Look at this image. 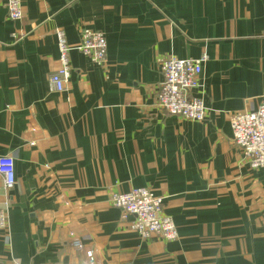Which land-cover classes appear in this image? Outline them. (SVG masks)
I'll list each match as a JSON object with an SVG mask.
<instances>
[{
    "label": "crops",
    "instance_id": "obj_1",
    "mask_svg": "<svg viewBox=\"0 0 264 264\" xmlns=\"http://www.w3.org/2000/svg\"><path fill=\"white\" fill-rule=\"evenodd\" d=\"M0 0V157L16 185L0 264H264V171L233 144L230 118L254 110L264 89V0H22L12 22ZM68 45L66 91L57 30ZM105 34L108 60L77 50L80 30ZM17 34L18 38H14ZM206 53L203 123L155 107L158 59ZM147 188L166 198L179 237L142 239L112 192Z\"/></svg>",
    "mask_w": 264,
    "mask_h": 264
},
{
    "label": "built area",
    "instance_id": "obj_2",
    "mask_svg": "<svg viewBox=\"0 0 264 264\" xmlns=\"http://www.w3.org/2000/svg\"><path fill=\"white\" fill-rule=\"evenodd\" d=\"M8 17L12 22H21L24 18L22 0H6ZM13 37L18 38L17 34ZM60 51V67L50 76L52 90L56 93L66 91L71 67L68 45L62 30H57ZM77 50L97 67H104L108 60V44L104 33L90 29L80 30V43ZM209 59L206 53L198 59H179L164 56L158 59L163 74V82L154 97L155 107L166 114L179 116L186 120L203 123L208 110L202 96H193L201 86L203 65ZM230 125L234 146L240 152L245 163L253 170L264 171V89L258 107L251 111L231 116ZM0 176L6 192L16 185V164L13 157H0ZM166 198L156 196L147 188L133 189L127 193L112 192L110 204L122 211L123 218L132 216L131 228L144 240L161 238L164 241H176L179 232L174 219L164 213ZM0 231H9V204L0 206ZM71 246L78 252H85L86 260L81 264H97L93 250H86L82 240L72 234ZM17 264V263H13Z\"/></svg>",
    "mask_w": 264,
    "mask_h": 264
}]
</instances>
